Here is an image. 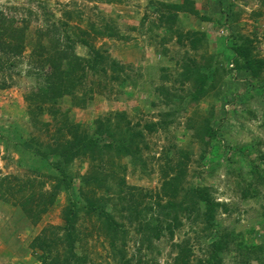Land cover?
I'll return each mask as SVG.
<instances>
[{"label":"rangeland","instance_id":"obj_1","mask_svg":"<svg viewBox=\"0 0 264 264\" xmlns=\"http://www.w3.org/2000/svg\"><path fill=\"white\" fill-rule=\"evenodd\" d=\"M189 1L198 15L179 12L167 23L159 16L172 12L162 4L187 0H0L26 35L21 56L0 53V264H39L41 251L31 247L38 236L50 245L46 256L61 255L67 211L76 213L74 251L84 264H206L214 241L222 244L220 264H264V73L252 79L238 70L231 49L242 36L264 58V0ZM51 27L43 43L55 36L85 70L65 72L64 90L45 99L38 92L48 87L50 68L35 65L42 51L31 53L37 31ZM175 31L202 32L205 40L192 50ZM96 54L102 59L93 70L85 62ZM187 56H212L221 70L194 104L192 84L179 77ZM98 122L110 126L114 141L96 136ZM70 126L100 145L136 135L138 153L79 155L61 177L59 147L71 139ZM196 188L225 206L212 228L203 205L194 206ZM158 202L176 206L181 225L173 236L155 239L150 224L140 228L158 216ZM107 216L125 231L114 237L115 253Z\"/></svg>","mask_w":264,"mask_h":264},{"label":"trees","instance_id":"obj_2","mask_svg":"<svg viewBox=\"0 0 264 264\" xmlns=\"http://www.w3.org/2000/svg\"><path fill=\"white\" fill-rule=\"evenodd\" d=\"M194 4L187 0V4H162V8L166 10H170L172 13L169 14H161L160 20H166L165 22L169 23L171 21L174 23L176 21V15L179 12H189L197 16V12L193 10ZM207 20V19H205ZM54 27L46 28V30H38L40 38L37 39L31 57L34 58L37 52L42 51L44 54H41V61L35 62V65L39 68H42L43 65L49 66L50 72L46 73L47 75V83L48 87L45 89H41L38 92V95H41L40 98L50 99V95L60 94L63 89V81H64V73L67 72V76L69 74H75L78 72H84L85 68L83 66L84 60L77 57L75 54L70 52L69 50L62 47L60 40L57 38H52L50 45L47 46L43 43V34H50L51 30ZM55 30V29H54ZM24 30L18 26V21L12 16H8L4 12L0 10V53L11 55L14 57H19L22 55L24 49V41H25V33ZM177 35V42L180 44L182 39H186L189 43L192 50H197L201 45L202 41L205 40V34L200 32H186L182 34L180 31H175ZM235 41H238V44L233 45L231 48L235 54L234 63L235 66L238 67L237 60H241L242 64L237 68L240 71H244L247 73L252 79H259L261 75L264 73V58L258 57L253 52V42L249 38H244L242 36H237ZM98 54H96L97 56ZM94 57L95 61L85 62L86 66H89L93 70L96 68V64L98 60H101V56ZM213 57L210 56L208 58L202 57L201 59H193L189 56L182 63V71L179 74V77L182 79V84L185 82H190L192 84L191 90L189 92V103L194 104L195 102L201 100L206 95H208L215 87L216 76L219 71H221L218 67L213 66ZM92 62V63H91ZM83 63V64H82ZM85 65V64H84ZM63 68H65L63 70ZM49 81V82H48ZM65 84V83H64ZM5 86V84H3ZM162 93L166 92L165 88H161ZM54 95V94H53ZM167 116V115H165ZM98 127L96 129V136L102 137L107 136L113 140V133L110 130L109 125H105V123L98 122ZM157 124H147L146 128L148 130H153ZM71 139H67L66 142H63L60 145L59 149L60 154V164L56 165V169L58 170L61 177L64 172L62 171V166H67L73 159L79 155H86L93 153V151L98 152L100 154H108L114 151L116 155H137L138 146L136 144V135L131 134V136L126 137L122 141L120 146H113L111 144L100 145L98 138H90L88 134L81 133L78 131L77 126H70ZM142 132H138V135H142ZM215 131L212 130L208 125L206 126V135L208 137H213ZM135 144V145H133ZM134 146V147H133ZM57 151V150H55ZM92 155V154H90ZM93 182L98 183L100 181V176L92 177ZM177 178H171V181L176 180ZM170 181V180H169ZM59 181L57 186H55L57 190L60 189ZM86 183H91L87 181ZM167 183V182H166ZM167 185V184H166ZM209 189L205 188H196L191 190V195L194 196V206L198 207L199 204L203 205L202 218L207 226L206 228H212L214 220L216 219L217 212L225 208L222 204L217 202L215 198H213ZM53 198L50 199V203H52ZM160 202L157 203L158 208V216L155 219H151V223H154L155 226H152L150 222H144V226H140L142 231L147 228L150 224V230L153 233V237L155 239H159L162 235L173 236L175 229H177L181 224V220L178 212H171V207H176L172 202L164 206H160ZM187 211V210H183ZM226 211V210H224ZM187 212L185 215L190 218L191 213ZM76 219V213L73 211H67L65 213V226L64 230L66 231L65 235V244L67 245V249L61 253H55L54 256H46L45 251H48L50 254L52 250L50 249V245H48L47 241L43 236L36 237L31 247L37 251H41V254L38 256L39 264H84L80 256H78L74 251V238H73V224ZM150 221V220H146ZM106 227V233L110 238V248L115 253L116 247H118L119 243L118 239L114 238L115 236H123L125 234L124 230H120V227L114 220L107 216L104 222ZM146 238L145 233L143 234V241ZM124 239V238H123ZM122 239V240H123ZM121 240V241H122ZM143 241L141 242L143 244ZM123 247L125 244H120ZM222 247L221 242L214 241L211 243L210 251L212 250L213 255L210 256V251L208 252L209 257L206 264H209L210 261L215 260V264H220V260L217 259V251H220ZM125 255V254H124ZM120 256H123L121 254ZM124 258V257H123ZM212 263V262H211ZM210 263V264H211ZM205 264V263H204Z\"/></svg>","mask_w":264,"mask_h":264},{"label":"built area","instance_id":"obj_3","mask_svg":"<svg viewBox=\"0 0 264 264\" xmlns=\"http://www.w3.org/2000/svg\"><path fill=\"white\" fill-rule=\"evenodd\" d=\"M230 68H231V66H230Z\"/></svg>","mask_w":264,"mask_h":264}]
</instances>
